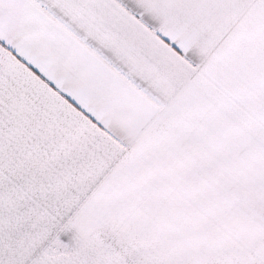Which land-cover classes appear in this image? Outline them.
Returning a JSON list of instances; mask_svg holds the SVG:
<instances>
[{
    "label": "snow or ice",
    "instance_id": "obj_1",
    "mask_svg": "<svg viewBox=\"0 0 264 264\" xmlns=\"http://www.w3.org/2000/svg\"><path fill=\"white\" fill-rule=\"evenodd\" d=\"M0 264H264V0H0Z\"/></svg>",
    "mask_w": 264,
    "mask_h": 264
}]
</instances>
